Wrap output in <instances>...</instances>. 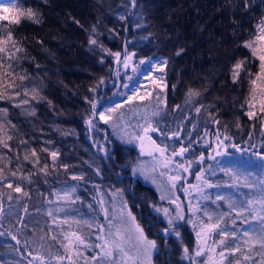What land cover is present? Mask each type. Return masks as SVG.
Here are the masks:
<instances>
[{"label":"trees","instance_id":"1","mask_svg":"<svg viewBox=\"0 0 264 264\" xmlns=\"http://www.w3.org/2000/svg\"><path fill=\"white\" fill-rule=\"evenodd\" d=\"M9 1L13 7L8 10L10 18L0 19V39H6L9 32L13 36L15 43L5 45L4 60L11 65L10 84L28 102H18L8 94L0 101L5 131L0 140L7 144H0L1 264H69L67 259L57 261L58 255H71L75 264H88L91 257L99 256L100 249L94 246L101 242L94 231L74 216L61 218L50 209L59 192L71 183L78 196L73 204H89L73 212L90 216L92 224L84 221L91 227L101 219L91 189L120 190L122 196L116 195L145 237L156 244L152 264H192L188 253L193 239L192 214L185 208L184 218L176 224L181 242L165 238L163 220L150 209L156 205V193L130 174L137 153L110 137L107 149L103 147L101 138L108 135L98 131L103 125L96 131L91 120L93 103L108 92L114 53L130 54L135 61L155 58L163 63L162 100L154 115L158 127L154 137L175 146L190 145L186 155L195 159L206 156L218 141L217 134L219 140L227 135V155L221 159L244 164L251 175L247 181L250 186H246L226 176L215 165L216 159L203 160L208 183L219 186L204 188L188 203V209H201L195 216L197 223L208 219L207 211L213 223L227 214L221 228L230 233L239 230L238 236L248 221L264 227L259 218V200L264 195V161L259 158L264 155V111L254 110L251 119L247 115L250 83L258 70L256 59L244 47L264 21V0ZM29 9L37 13L39 23L26 15L14 22L19 12ZM93 39L95 44L90 43ZM241 61L244 67L234 82V65ZM190 90L194 93L191 96ZM88 120L94 127H89ZM52 152L57 153L55 161ZM73 176L83 179L74 180ZM17 186L21 192L14 191ZM216 191L234 197L218 200ZM248 200L256 203L239 218L229 208V202L247 207ZM69 232L80 235L84 244L66 253L62 244L68 242L65 235ZM221 239L225 245L217 251L241 245V252H225L224 264H261L257 244L233 243L231 236L221 237L217 231L210 246L213 240ZM76 250L82 255L77 256ZM244 255L251 258L244 260ZM35 256L40 259H33Z\"/></svg>","mask_w":264,"mask_h":264},{"label":"rangeland","instance_id":"2","mask_svg":"<svg viewBox=\"0 0 264 264\" xmlns=\"http://www.w3.org/2000/svg\"><path fill=\"white\" fill-rule=\"evenodd\" d=\"M12 7L13 3L9 0H0V17L10 18V16L8 15V10ZM5 9L8 10L5 11ZM259 35H264V33H261L260 30H258V32L249 41L257 49H259L260 47H264V42L256 39V37ZM249 50L252 55V50L250 48ZM126 55L130 54H124L120 56L119 61H117V58L115 57V64L112 67L110 81L108 84H106V90L108 92L105 91L104 97L100 98V100L98 99L94 103L96 105V108L95 110L92 109L91 120L93 119L96 123V131L97 129H99V126L103 125L104 128L102 129V131H98L101 132L102 135L105 132L108 135L106 139L104 138V136H102L101 138L100 143L101 145H103V147L106 148L107 145L110 144V140L108 139V137H110L118 143L132 147L137 153V158L130 167V174L142 183L149 185L156 193V205H150V209L152 212H155L160 219L163 220V223L165 224L164 229L169 230L168 233H162V235L165 238L169 237L174 241L181 242L180 236L177 235L178 231L176 230V224L182 221V219L177 216V204L180 205V209L185 214V208H187V211L189 210L188 203H191V200L194 201L195 196H198L201 193V191H197L191 186L197 185L199 183L202 190L207 187L205 184L197 181L196 179L197 174L200 173L203 169V161L200 160V157H197L195 159L189 158V155H186L187 151L183 154V157L173 156V152H179L180 148L185 146L183 144H178L177 146H175L174 143L168 140H162L160 137H154L153 132H149L147 135L151 136L152 140L155 141L157 148L166 149L164 155L170 157L173 163L168 165L167 168L163 167L160 163L163 160V157L152 147L151 143L147 140L143 142L144 150L143 152L141 151V141L135 138L137 135H144L141 126H145L146 121H150L153 127H155L156 129L158 128L155 125L156 123L154 122V115H156L159 107L161 106L163 90V63L161 59L158 60L155 58H151L143 60L145 61V63L142 64L141 61L133 60L132 56L130 55L131 60L128 61V66L125 67L124 63ZM4 56V52L0 53V64L3 65V67H0V101H3L4 95L8 94L15 98V100L18 102H28L21 91L15 89L14 85L10 84L11 80L9 79V77L13 78V74L10 73L8 67L9 63L8 61L4 60ZM254 59H256L257 61L258 71H256V73H258L260 61L256 57H254ZM157 66L161 67L158 68ZM256 73L253 79H251L252 81H255V83H253L252 81L250 83L251 92L249 93V112L261 109V106L264 105V81L257 79ZM125 84L128 85L127 88L124 87ZM129 96H133V99H128ZM141 97H143V99ZM118 104L120 106L115 112H106L108 108L116 107ZM3 108L4 107L0 105V109ZM93 111H95L97 115L94 116ZM100 112H105L106 115L110 117L108 123H105L100 119ZM1 113L2 112H0V114ZM4 135L5 131L2 125V121L0 120V138L2 139V136ZM175 138L178 139V137ZM217 143L218 141L213 145L211 149L207 151L206 156H204V160L208 161V157L210 155L214 156L216 161H219V163L215 165L221 169H233L237 173V180L248 181L252 179L251 175L245 169L244 164H238L230 161L225 162V159H221L222 156L215 155V152L217 150ZM186 148L189 150L190 145ZM220 150L226 151V147ZM188 162L191 163V167L187 172H185L183 168H176L177 163H182L185 167H188ZM161 173H164V175H161ZM177 173H179L182 179L177 181L176 187L173 188L171 186V182L169 181V176L176 175ZM206 175L207 172L206 170H204L205 179ZM75 188L76 187L72 183L66 185V187H64L59 192V199L56 198L57 202L50 205L51 211L56 214V216L61 218L63 217L69 219V217H71L72 219L74 216L80 224L81 222H83L86 228L94 231L96 236L101 235V229H103V235L105 236H107L109 231L115 233L117 226H119L122 230H129L125 231L124 234L126 236H130L131 239L124 244V247L130 257H137L139 254L135 246V229L128 220L127 213L129 211L127 207H124L121 199L117 196H122V192L120 190H115L114 193L108 192L104 191L103 189H99L97 186L91 189V195H93L94 197V203H96L99 216L101 218L95 223L97 226L94 224L95 227H91L90 224H92V218L90 216H80L73 212L74 208L82 210V208L84 209L89 207L88 203L87 206L80 203L75 205L73 204L74 200L78 202V196L75 197L74 194ZM185 189H187V191H185ZM214 194L215 196H223L225 197V199L234 197L233 195L224 193L223 191H216ZM162 195L165 197L164 199H161ZM101 201H103V204H101ZM160 201H164V204L160 203ZM230 201H232V199H230ZM164 209H168V215H165ZM122 210L124 212V216L121 218L120 213ZM105 212H107V215H105ZM114 216L115 219L113 218ZM170 218H172L173 220L171 226H169L168 223V220ZM84 220L88 221L90 224L85 222ZM262 227L263 226L257 223L248 221L246 225L240 230L239 236L242 235L243 232L247 229L251 231L253 233V236L255 237L259 234ZM191 230L193 239L189 245L190 248L188 253L192 258V264H219L220 258L218 255H215L214 261L209 260V257L212 254L210 251H208V249L211 248V239L207 241L206 245H204L203 241L200 242L201 246H204L206 250L201 255H196V249L198 246L196 231H198L199 229L197 228L196 230H194L193 226L191 225ZM161 232L162 231H160V233ZM146 238L148 240H151L148 237ZM244 239H247V237H245ZM100 242L102 243V241ZM255 244H257L260 248L259 250L261 254V264H264V248H261L259 243ZM154 250L155 249L152 250V254ZM94 257H96V259H93V257H91L88 264H112L111 261L101 256ZM115 260L117 261V264H122L118 255L115 257ZM127 264H140V260L128 259Z\"/></svg>","mask_w":264,"mask_h":264},{"label":"snow or ice","instance_id":"3","mask_svg":"<svg viewBox=\"0 0 264 264\" xmlns=\"http://www.w3.org/2000/svg\"><path fill=\"white\" fill-rule=\"evenodd\" d=\"M16 2H19V0H16ZM8 9H5V11H7ZM27 16V18L29 20H31L33 23H39V19L37 16V13L32 11L31 9L28 10L27 13L24 12H19L17 19L14 21L15 23H19V17L20 16ZM0 19H6V17H0ZM259 30L261 33H264V21H262L261 25L258 26ZM257 40H260L261 42H264V35H259L256 37ZM9 41H13V36L11 35V32H9V34L7 35L6 39H0V53H3L6 51V48L4 47V45H6ZM90 43L95 44L96 41L90 40ZM244 47L246 48H250L252 50V55L254 57H256L260 63H259V72L256 73V77L257 79L264 81V47H260L259 49H257L256 47L253 46L252 43L250 42H245ZM21 49H17V51H20ZM114 55L117 58V61H119L120 58V53H114ZM131 60V56L130 55H126L125 56V63L124 66L127 67L128 66V61ZM141 63H145V61H141ZM166 64V61L164 62ZM0 67H3L2 64H0ZM8 67H11V65H9ZM158 68L161 66H157ZM244 67V62L241 61L237 64L234 65V82L236 77H239L240 75V70ZM135 70V69H134ZM249 75L251 76V73H249ZM21 79H23V77H21ZM131 79V78H129ZM253 83H255V81H252ZM101 83H103V80H101ZM11 86V85H10ZM125 88L128 87L127 84L124 85ZM34 95H35V90H33ZM194 93L189 92V96L193 95ZM25 95H27V92H25ZM143 99V97H141ZM128 99H133V96H129ZM25 103H27V101H25ZM120 105L118 104L116 107H112V108H108L106 110V112H115L117 110V108ZM251 106V105H250ZM93 109L95 110L96 105L93 103L92 105ZM261 110L264 111V105L261 106ZM4 111L3 109H0V112ZM199 111V109L197 110ZM93 115H97V113L95 111H93ZM249 119H251L254 116L253 112H248L247 113ZM100 119L103 120L105 123H108V120L110 119V117H108L106 115L105 112H100L99 113ZM86 123L89 125V127H94V124L91 120L86 121ZM144 132V135H137L135 138L139 139L141 141V151L143 152L144 150V144L143 142L145 140L149 141L152 145V147L161 154V156L163 157V160L160 162L162 164L163 167L167 168L168 165L172 164L173 161L170 157L165 156L164 153L166 152V149L164 148H157L156 147V143L154 140H152L151 136L147 135L149 132H154L157 131V129L155 127H153L152 123L150 121H146V125L145 126H141ZM173 135H176L175 133ZM10 139V137H9ZM217 139H218V143H217V150L215 152L216 156H225L227 155L226 151H222L220 149L226 147L224 145V140H228L229 137L227 135L224 136V140H219V134H217ZM0 144H4L5 147H7V144L4 143L3 140H0ZM231 147H235L236 151H241V149L237 146V145H230ZM188 151V149L186 147H181L179 152H173V156H181L183 157V154ZM32 155L35 156L36 153L35 151L32 152ZM51 156L53 158V160L55 161L57 153L52 152ZM260 160L264 161V155L259 157ZM25 159H28V157L26 156ZM205 158L203 155H201L200 160L203 161ZM208 159H212L215 160L214 156H209ZM38 163V161H37ZM217 163H219L217 161ZM45 167H47L45 165ZM191 167V163L188 162V167H185L184 164L182 163H177L176 164V168L180 169L183 168V170L185 172L188 171V169ZM221 171L224 172V174L226 176H230L233 179L237 178V173L233 170V169H229V168H222ZM161 175H164V173H161ZM74 180H81L83 179L82 176H73L72 177ZM180 179H182V177L179 175V173H177L176 175H170L169 176V181L171 182V186L173 188L176 187V182L179 181ZM197 181L202 182L203 184H205L207 187H218L219 185H212L210 183H208V181L204 178V171L203 169L201 170L200 173L197 174L196 177ZM241 183H244L246 186H250L247 184V181H240ZM262 184H264V181H262ZM9 188H12L13 186L11 184L8 185ZM191 187L195 188L197 191H202V189L200 188V184L198 183L197 185H192ZM14 191L16 192H21L22 189L17 186L14 188ZM185 191H187V189H185ZM264 191V190H262ZM26 194V193H25ZM165 197L162 195L161 199H164ZM202 199H208L207 196H203ZM217 199H223V197L221 196H217ZM256 203V201L253 200H248L247 201V207H245L244 205H240L239 207L236 206V204L234 202H229V208L230 209H234L236 211V216L239 218L243 215V213L245 211H248V208L252 207L254 204ZM101 204H103V201H101ZM259 204H260V211H259V218L260 220L264 221V195H262L261 199L259 200ZM124 207H127V205L125 204ZM200 208L199 206H190L189 208V212L192 214V216L189 219V223L192 224L193 229L196 230L197 228L199 229L198 231H196V236H197V242H198V246L196 249V255L199 256L201 255L206 249L204 246H201V241L204 242V245L207 244V241L209 239L213 238V234L217 232V230L219 229V235L221 237L227 238L229 236L232 237L233 243H235L237 240L242 241V243L244 245H248L250 243H259L261 248H264V227H262L260 229V232L257 236H253V233L249 230H245L243 232L242 235L238 236L237 232L239 230L233 231V232H228L225 231L224 229L221 228V221L224 219V216L227 214H221L220 217L216 220V222H212L213 221V216L211 214H209L207 211H205V215L208 217V219L205 220H200L198 223L195 219L196 213L200 212ZM165 215H168V209H164ZM105 215H107V212H105ZM121 218L124 216V212L123 210L120 213ZM128 216V220L130 222V224L134 227L135 229V233H136V248H137V252H138V256L137 257H130L128 252L126 251L124 244L131 239L130 236H126L124 234L125 231H129L127 229L122 230L119 226H117L115 233L109 231L107 236L103 235V229H101V235H98L96 237V239L98 241H102V243H98L96 244L94 247L99 248L101 251L99 253V256L108 259L109 261L112 262V264H117V261L115 260V257L118 255L120 257V261L122 262V264H127L128 259H139L140 260V264H151V256H152V250L155 249L156 244L154 241L148 240L145 235H144V231L143 229L136 223V218L134 216H132L131 212L127 213ZM177 216L181 219L184 218V213L183 211L180 209V205L177 204ZM115 219V216L113 217ZM256 217L254 216L253 219H255ZM55 222V221H54ZM123 222V221H122ZM246 222V221H245ZM64 223H66V221H64ZM169 226L172 225L173 220L172 218H170L168 220ZM233 224H235V220H233ZM167 231V230H165ZM0 235H2V233H0ZM177 235H179V233H177ZM245 237H247V239H244ZM13 239H15V237H13ZM65 240H67L68 242L66 244H62V247L65 249L66 253H71L74 248L75 245L77 244H84V240L83 238L78 235L75 232H69L68 234L65 235ZM225 245V239H221L219 241H215L213 240V246L208 249V251H210L211 253L218 255L220 257V261L219 264H224V261L227 259V256L225 255V252H229L231 254H235L236 252H241V245L237 244L235 248H223L220 251H217L218 247ZM87 247H92V245H86ZM185 254H187L188 249L185 248L184 249ZM76 255L80 256L82 255L78 250H76ZM251 257L248 255H244V260H249ZM33 259H40V257L35 256L33 257ZM57 261H62V260H69V264H75V262L73 261L71 255H63V256H56ZM87 259V258H85ZM93 259H96V257H93ZM209 260H213L214 261V257L210 256ZM29 264H31V262H29ZM228 264H231V261L228 262ZM236 264H240L239 261L236 262Z\"/></svg>","mask_w":264,"mask_h":264},{"label":"water","instance_id":"4","mask_svg":"<svg viewBox=\"0 0 264 264\" xmlns=\"http://www.w3.org/2000/svg\"><path fill=\"white\" fill-rule=\"evenodd\" d=\"M164 233H168V231H164Z\"/></svg>","mask_w":264,"mask_h":264}]
</instances>
